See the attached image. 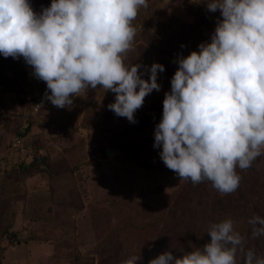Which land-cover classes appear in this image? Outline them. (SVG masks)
Masks as SVG:
<instances>
[{
  "label": "rangeland",
  "instance_id": "rangeland-1",
  "mask_svg": "<svg viewBox=\"0 0 264 264\" xmlns=\"http://www.w3.org/2000/svg\"><path fill=\"white\" fill-rule=\"evenodd\" d=\"M29 3L39 14L52 0ZM221 19L220 10L192 0H148L139 10L127 63L140 64L145 79L144 66L158 62L165 70L136 123L108 108L115 93L100 86L54 106L23 57L0 54V264H123L131 256L149 264L165 251L182 256L210 243L214 223L244 227L242 210L213 209L223 195L211 182L195 196L154 147L178 59L210 42ZM36 149L46 156L43 170H24ZM250 172L264 184V154L246 170L237 167L246 180ZM249 246L264 257V236Z\"/></svg>",
  "mask_w": 264,
  "mask_h": 264
},
{
  "label": "clouds",
  "instance_id": "clouds-1",
  "mask_svg": "<svg viewBox=\"0 0 264 264\" xmlns=\"http://www.w3.org/2000/svg\"><path fill=\"white\" fill-rule=\"evenodd\" d=\"M220 10L210 42L178 59L165 94L154 147L180 180L210 181L222 195L239 188L246 170L264 154V0H192ZM148 0H52L37 14L29 0H0V54L23 57L46 82L47 99L73 104L89 88L115 93L108 108L136 123L145 97L160 91L158 62L144 71L127 63L134 50L133 21ZM252 239L264 236V217L253 216ZM210 243L176 256L165 251L149 264H264L245 237L225 219L209 227ZM131 256L123 264H137Z\"/></svg>",
  "mask_w": 264,
  "mask_h": 264
},
{
  "label": "trees",
  "instance_id": "trees-1",
  "mask_svg": "<svg viewBox=\"0 0 264 264\" xmlns=\"http://www.w3.org/2000/svg\"><path fill=\"white\" fill-rule=\"evenodd\" d=\"M45 161L46 156L40 153L39 149H36L32 160L29 164L23 166V169L27 171L35 169L43 170L42 165ZM208 182L210 181L193 184L190 181L192 188L189 191L193 192L195 196H203L208 193V187L206 186ZM186 197L187 195L185 198ZM244 198L246 199V202L243 201ZM228 199L229 202H227ZM261 206L264 207V184H260L258 174L255 175L250 172L249 180H246L243 176H241L239 188L230 194L223 195V198L217 199L216 202H214L213 209L218 208L217 210L220 211L225 208L226 210H229V213H235L236 211L241 210L244 212L246 223L239 233L245 237L246 248H250L249 243L252 240V226L248 223V221L253 216L262 215L260 213ZM237 264H244V258L239 253L237 254Z\"/></svg>",
  "mask_w": 264,
  "mask_h": 264
},
{
  "label": "built area",
  "instance_id": "built-area-1",
  "mask_svg": "<svg viewBox=\"0 0 264 264\" xmlns=\"http://www.w3.org/2000/svg\"><path fill=\"white\" fill-rule=\"evenodd\" d=\"M16 145L20 144V140H17V142L15 143Z\"/></svg>",
  "mask_w": 264,
  "mask_h": 264
},
{
  "label": "water",
  "instance_id": "water-1",
  "mask_svg": "<svg viewBox=\"0 0 264 264\" xmlns=\"http://www.w3.org/2000/svg\"><path fill=\"white\" fill-rule=\"evenodd\" d=\"M109 154H111V151H108Z\"/></svg>",
  "mask_w": 264,
  "mask_h": 264
}]
</instances>
